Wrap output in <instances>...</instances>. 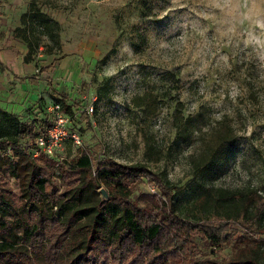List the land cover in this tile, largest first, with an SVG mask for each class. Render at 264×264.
Masks as SVG:
<instances>
[{"label": "rangeland", "instance_id": "374dc122", "mask_svg": "<svg viewBox=\"0 0 264 264\" xmlns=\"http://www.w3.org/2000/svg\"><path fill=\"white\" fill-rule=\"evenodd\" d=\"M32 79L39 84L38 107L12 112L5 101L33 88ZM64 102L73 107L72 114L63 112L83 144L66 142L58 161H32L45 168L51 193L78 186L73 166L89 151L94 164L147 165L174 188L179 216L213 220L196 205L206 190L264 193V0H0V109L54 122V108ZM88 105L94 113L83 119ZM181 115L196 119L185 140L175 123ZM210 158L220 165L206 174ZM27 165H19L21 180L0 166V187L18 197ZM102 189L108 192L103 186L99 198L107 200ZM143 190L157 193L141 183L133 196ZM231 225L249 231L241 220ZM214 252L206 254L218 260L235 254L233 246ZM97 259L116 264L110 249Z\"/></svg>", "mask_w": 264, "mask_h": 264}, {"label": "trees", "instance_id": "16d2710c", "mask_svg": "<svg viewBox=\"0 0 264 264\" xmlns=\"http://www.w3.org/2000/svg\"><path fill=\"white\" fill-rule=\"evenodd\" d=\"M92 84H83L81 95ZM53 95L69 98L58 92ZM62 108L73 113L65 102ZM88 117L85 112L81 115ZM195 121L182 115L176 118L180 139L192 135ZM52 126L48 120L22 119L0 109V166L7 164L13 177L21 180L19 165L29 163L18 197L0 187V264H39V254L45 264H99L98 256L108 249L116 264H126L130 258L137 264H168L170 258L175 259L173 264H264L263 192L208 189L196 205L213 213L214 219L192 221L177 213L170 182L147 165H124L111 159L94 164L86 151L73 166L80 176L78 186L56 196L42 175L45 168L32 163L37 159L30 149V142ZM219 165V158L206 159L204 173L216 171ZM141 183L153 186L157 193L143 190L133 196ZM103 186L107 200L97 192ZM233 220L243 221L249 231L237 232ZM49 233H57L56 238L48 237ZM47 239L49 243H44ZM228 246L235 251L230 259L209 256ZM152 253L157 259L146 260Z\"/></svg>", "mask_w": 264, "mask_h": 264}, {"label": "built area", "instance_id": "2783aa9c", "mask_svg": "<svg viewBox=\"0 0 264 264\" xmlns=\"http://www.w3.org/2000/svg\"><path fill=\"white\" fill-rule=\"evenodd\" d=\"M56 113L53 126L46 134L38 136L30 142L31 156L39 159L41 156L58 158L66 142L82 146L83 140L77 130L73 128L71 117L63 112L62 105L57 104L54 108ZM84 112L90 117L94 113V107L86 106Z\"/></svg>", "mask_w": 264, "mask_h": 264}, {"label": "crops", "instance_id": "0c3cea01", "mask_svg": "<svg viewBox=\"0 0 264 264\" xmlns=\"http://www.w3.org/2000/svg\"><path fill=\"white\" fill-rule=\"evenodd\" d=\"M31 86L33 88H26L24 89L25 93L21 95V97H17V100L12 101L8 100L5 101V104L10 108L12 106L11 111L14 113H18L20 115H24L26 111H29L30 109H35L38 107L39 104V93L37 92V88L39 86L38 82L35 80L30 81ZM62 94V93H61ZM19 99V100H18Z\"/></svg>", "mask_w": 264, "mask_h": 264}, {"label": "water", "instance_id": "95a60500", "mask_svg": "<svg viewBox=\"0 0 264 264\" xmlns=\"http://www.w3.org/2000/svg\"><path fill=\"white\" fill-rule=\"evenodd\" d=\"M102 191V194L105 196V197H107L108 196V194H107V192H106V190H101Z\"/></svg>", "mask_w": 264, "mask_h": 264}]
</instances>
